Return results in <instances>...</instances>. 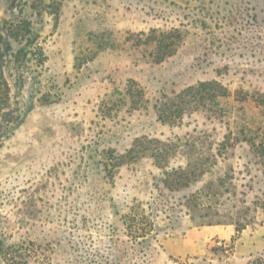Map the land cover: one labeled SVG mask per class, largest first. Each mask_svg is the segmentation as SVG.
<instances>
[{
	"label": "rangeland",
	"instance_id": "obj_1",
	"mask_svg": "<svg viewBox=\"0 0 264 264\" xmlns=\"http://www.w3.org/2000/svg\"><path fill=\"white\" fill-rule=\"evenodd\" d=\"M0 240L264 264V0H0Z\"/></svg>",
	"mask_w": 264,
	"mask_h": 264
},
{
	"label": "trees",
	"instance_id": "obj_2",
	"mask_svg": "<svg viewBox=\"0 0 264 264\" xmlns=\"http://www.w3.org/2000/svg\"><path fill=\"white\" fill-rule=\"evenodd\" d=\"M205 84H209V83L208 82H204V83L200 82L199 86H203ZM190 89H191V87H190ZM181 101L184 102V100L182 98H181ZM15 246L16 245L11 244V245H8L6 247H3L2 242L0 240V255H2L7 260H11L12 259V261H13V259H15V257H17V255H18L17 254V250L15 249ZM8 256L10 258H8ZM12 264H15V263H12ZM251 264H254V263H251Z\"/></svg>",
	"mask_w": 264,
	"mask_h": 264
}]
</instances>
